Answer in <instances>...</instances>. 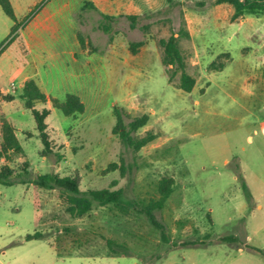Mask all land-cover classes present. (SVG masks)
Listing matches in <instances>:
<instances>
[{"label":"rangeland","instance_id":"374dc122","mask_svg":"<svg viewBox=\"0 0 264 264\" xmlns=\"http://www.w3.org/2000/svg\"><path fill=\"white\" fill-rule=\"evenodd\" d=\"M38 1L25 0V6L31 11ZM66 1L73 32L85 46H76L68 32L49 40L32 72L49 96L37 107L52 109L46 122L62 160L43 156L35 118L20 98L23 77L35 66L28 62L25 40H12L14 21L0 6V87L16 96L9 101L0 95V130L6 117L26 150L9 163L32 177L46 171L76 175L84 190L122 188L134 203L128 213L95 206L74 218L57 189L0 184V264H264V108L241 96L254 85L262 87L256 95L264 93V28L231 22L228 7L218 10L216 28L211 0L204 6L201 0H92L110 15H140L134 29L119 17L110 39L98 28L101 14L82 11L86 0H59ZM71 12L61 14L63 27ZM181 29L194 34L179 38L187 71L196 78L191 92L179 87L175 67L163 64L159 44ZM138 40L145 44L133 54L129 44ZM242 57L258 62L262 73L244 75ZM213 62L226 66L213 70ZM68 93L81 97L84 113L68 116L52 107L50 98L64 101ZM115 106L130 118L149 114L138 133L151 130L158 137L138 152L129 149L113 133ZM113 162L123 164L124 172L108 171ZM164 177L174 179L173 192L154 211L153 222L143 205L159 198ZM36 230L57 240L59 250L48 238L25 239ZM107 238L124 246L117 247L121 253L109 250Z\"/></svg>","mask_w":264,"mask_h":264},{"label":"trees","instance_id":"16d2710c","mask_svg":"<svg viewBox=\"0 0 264 264\" xmlns=\"http://www.w3.org/2000/svg\"><path fill=\"white\" fill-rule=\"evenodd\" d=\"M46 0H42L37 3L34 8L28 13L23 20H19L11 0H0V6L3 11L14 21L12 33L14 34L12 40L19 35L20 29L24 28L34 16L40 12L45 5ZM199 5H206V0L198 2ZM214 5L229 3L234 7V13L232 20H236L244 16L245 14L260 16L264 14V0H211ZM82 11L95 10L101 14V19L98 23V28L107 34H110L112 39L113 23L119 19V16L110 15L102 12L94 2L87 0L81 7ZM130 20L131 28L137 27V21L140 15L131 14L125 15ZM145 29L149 28V25L144 26ZM181 36L190 37V33L187 29H181L180 33L176 35L172 33L168 38H161L159 44L163 48V64L166 66L175 67L172 75L180 73L179 87L186 91L191 92L196 85V78L187 71V57L181 50L179 38ZM81 46H85V40L82 35H79ZM145 44L144 40H138L130 42L129 47L133 54H136L139 49ZM4 49V48H3ZM3 49L1 51H3ZM211 69L222 70L226 64L220 62L216 64L211 63ZM0 95L6 100L12 101L16 98L14 94H3L0 91ZM20 98L23 99L25 107L29 109L36 122V129L38 136L43 143L42 153L43 156L55 154L58 160L64 159L65 155L55 150L53 140L48 131V124L46 122L47 117L51 113L52 109L48 107L38 108V103H47L49 98L46 93L40 88L35 79L30 78L24 82L20 92ZM53 108L62 110L65 115L76 116L85 112V104L81 97L75 93H68L64 101H60L57 98H50ZM114 114L116 116V123L113 127V133L118 134L121 141L134 152L140 151L143 147L153 142L158 135L149 130L144 135H140L138 132L141 128L146 126L149 122V114H142L140 116H131L120 107H114ZM126 117L130 118L127 122ZM31 136L32 134L29 133ZM13 155L25 156L26 150L22 145L19 136L17 135L15 125L10 122L6 117L1 119L0 130V184L4 186H11L16 183L22 184H34L45 189H57L65 197L68 206L67 211L74 218H83L88 215L95 206L110 207L112 209L119 210L122 213H128L129 206L134 203L130 201L122 188L112 189L111 187L102 189H81L80 181L76 175H60L54 171H46L38 174L36 177H32L27 168H24L23 172H17L14 167L9 163ZM25 167L28 163L26 162ZM121 168L124 172V165L113 162L109 165L108 171ZM117 181H114L112 185H115ZM174 179L171 177H164L159 182L160 196L157 199H151L147 204L143 205L144 212L147 216L155 222L154 211L156 209H162L171 193L173 192ZM48 238L49 243L58 249L57 240H52L46 235L44 231L36 230L33 233H27L26 240H34ZM234 236H226L225 240H236ZM192 243H196L193 242ZM107 245L112 253H121L119 248L124 247L118 241L112 238H107ZM126 255L125 252H122Z\"/></svg>","mask_w":264,"mask_h":264},{"label":"crops","instance_id":"0c3cea01","mask_svg":"<svg viewBox=\"0 0 264 264\" xmlns=\"http://www.w3.org/2000/svg\"><path fill=\"white\" fill-rule=\"evenodd\" d=\"M90 1H92V0H90ZM11 2L13 4V7L15 9L16 15H17L19 20L21 19V16H25L31 9L28 6H25V0H11ZM92 2H94V1H92ZM94 4H96V3L94 2ZM227 4H229V3H222V4H218V5L213 4L212 5V9L215 10V14L213 15L214 16L213 25L216 28L220 26V18L218 16L219 15L218 14L219 9H221L222 7H228V10H227L228 13L227 14L229 17H231L234 13V9H231L229 7L231 4L230 5H227ZM69 11L70 12L72 11L70 13L71 16H70L69 23H67L66 27H63L59 19H60L62 13H64V12L68 13ZM128 13H130V14H125V15H131V12H128ZM212 13H213V11H212ZM125 15L121 14V15H119V17L125 16ZM137 15H139V14H137ZM72 20H73V9L71 8L68 1H66L65 3H60L59 0H48L45 3V5L42 7L40 12L37 13V15L34 17V19L32 21H30L24 28L20 29L19 36L25 40V42L29 48V54H28L29 55V61L28 62L31 64V66H35L31 69H27V71L23 77V80H22L21 89H22V86L24 85V82L27 79H30V78L35 79L32 72H36V64L40 59H42V56H41V54L43 52L42 47L45 46L49 42V40L50 41H57L61 38L64 39L67 37V35H68L67 32H68V33L74 34L73 37L71 35L70 36L72 39H74L75 45L77 46L78 43L80 44L79 37L77 40V35H75V33L73 32ZM236 20H239L241 24H244L247 21H249V27L251 24H254V26L256 25L257 28H259L258 26L264 28V14H262L260 16L245 14L244 16L237 18ZM236 20H234V21H236ZM234 21H231V22H234ZM248 32L246 33L245 38H247L249 40V38L251 36L249 35ZM189 33L192 36L194 35L193 32L190 30H189ZM242 59H243V62H245V66H243L241 68L244 75L249 74L250 76L258 77L259 74L262 73L260 71V66H259L258 62L252 61V59H249L248 57L247 58L242 57ZM259 83H261V80ZM259 89L262 90V87L258 88L255 85H254V88L252 87V90H251V88H248V90L247 89L244 90V88H243V90H241V96L246 101L245 103L250 102V101H253V102L255 101L256 107L257 106H263V108H264V93L262 96L255 94L256 93L255 90H259ZM1 91H2V93L5 92L4 89H2V88H1ZM47 97L49 98L48 95H47ZM14 100H16V98ZM14 100H12V101H14Z\"/></svg>","mask_w":264,"mask_h":264},{"label":"built area","instance_id":"2783aa9c","mask_svg":"<svg viewBox=\"0 0 264 264\" xmlns=\"http://www.w3.org/2000/svg\"><path fill=\"white\" fill-rule=\"evenodd\" d=\"M15 87H16L15 84H12V85H11V88L15 89Z\"/></svg>","mask_w":264,"mask_h":264}]
</instances>
